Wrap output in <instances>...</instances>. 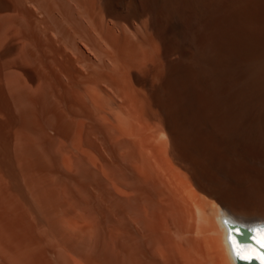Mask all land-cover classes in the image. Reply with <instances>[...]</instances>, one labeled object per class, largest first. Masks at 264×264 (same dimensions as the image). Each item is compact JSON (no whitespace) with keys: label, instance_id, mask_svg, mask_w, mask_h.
<instances>
[{"label":"bare ground","instance_id":"1","mask_svg":"<svg viewBox=\"0 0 264 264\" xmlns=\"http://www.w3.org/2000/svg\"><path fill=\"white\" fill-rule=\"evenodd\" d=\"M8 156L46 218L67 168L96 249L0 190V264H238L219 216L264 222V0H0Z\"/></svg>","mask_w":264,"mask_h":264},{"label":"rangeland","instance_id":"2","mask_svg":"<svg viewBox=\"0 0 264 264\" xmlns=\"http://www.w3.org/2000/svg\"><path fill=\"white\" fill-rule=\"evenodd\" d=\"M3 159H4V163H3ZM13 159V160H12ZM0 160H2V161H0L1 162V164H0V190H1V193H2V195H3V199L5 200L6 199V201L7 202H9V203H12V204H14V205H19L18 206V208H19V210L21 211V214L23 215V217H25V218H28L29 220H33V222L35 223V225L36 226H38V227H36L37 228V231H38V233L39 234H42V235H44V233H45V235H47V238L48 239H50V241H52L53 242V244H54V242H57V240H59L60 241V234H62L61 233V231L60 230H67L66 232H64L62 235H67V232H68V234L70 235V236H72V235H77L78 237H84L83 239H85V241L83 240V241H81L82 243H84V244H82L81 242L78 244L77 243V245L76 244H74V245H76V247H78V248H76L75 246H73V249H72V251H76V250H78L77 252L78 253H83V252H81L82 250H84V252L85 253H87V252H91L92 250H90L91 248L93 249V251H95L94 249H96L95 248V245L93 244V243H90V242H93V240H91V238H92V236H93V239H94V236L95 235H92V234H96V232H94L95 231V228H90L91 226H92V224L89 222V220L87 219V217H86V213H87V207H86V205H84V201H85V199H84V195H83V191L82 190H80V189H76V188H71V187H69L68 185H67V183H66V180H65V177H64V171L62 170L63 168H64V166L62 167V169L60 170H58L59 172H58V176H59V183H60V185H63V187L65 186V188L63 189V190H65V191H63V193L61 192V190L60 189H57L58 187H55V188H53V194H54V196H53V198L50 200V202L51 201H53L54 202V204H55V206H56V204L58 203V204H60L61 206H63L62 208H63V211L64 210H66V211H64V212H66V213H64L63 212V218L65 219V217H66V219L64 220L66 223H68V225H66V223H63V224H61L62 223V220H61V226H60V224L58 223L57 224V222L56 221H54V219L55 218H61L60 216L62 215H60L59 216V214L60 213H62L61 211H60V209H62L61 208V206L60 205H57L59 208L57 209L60 213H58V211H57V214H58V216H57V214L55 215V218L54 217H49L48 216V218H46L45 216H43L44 215V213L42 214V212H41V210L39 211V209L41 208H39V206L37 205V201L35 200V199H33V198H35V197H33V194H30L29 192H31V190L24 184V182H23V180H22V173L20 172V167L19 166H17L18 164H19V162H18V159L16 158V157H10V156H8V157H2V158H0ZM12 160V161H11ZM41 163H43V164H47L48 163V157H40L39 159H38ZM13 162V163H12ZM13 165H14V168H12L13 167ZM66 168V167H65ZM64 168V169H65ZM17 169V170H16ZM19 169V170H18ZM67 169V168H66ZM11 173V174H10ZM1 174L3 175V176H1ZM9 174V175H8ZM18 174V175H17ZM20 174V175H19ZM5 175V176H4ZM3 177V178H2ZM4 177L5 178H7V179H5L4 180ZM16 177V178H15ZM3 179V180H2ZM9 179V180H8ZM7 180H8V182H7ZM21 180V181H20ZM2 181V182H1ZM9 181H10V183H9ZM13 182V183H12ZM7 183L9 184V186L7 185ZM16 183V184H15ZM64 183V184H63ZM14 184V185H13ZM2 186H4V187H2ZM15 186V187H14ZM10 187V188H9ZM17 187V188H16ZM4 188V189H3ZM7 188V189H6ZM68 188V189H67ZM74 189V190H73ZM6 190V191H5ZM9 190V191H8ZM55 191V192H54ZM6 192V193H5ZM60 192V193H59ZM68 192V193H67ZM61 194L62 195V197L61 196H59V194ZM65 193H67V194H65ZM69 193H70V195H69ZM16 194V195H15ZM19 196V198H18V196ZM57 195H58V197L60 198H58L57 197ZM69 197H68V196ZM25 196V197H24ZM67 196V197H66ZM17 197V198H16ZM22 200H21V199ZM32 198V199H31ZM27 199V200H26ZM54 199V200H53ZM62 199V200H61ZM65 201H64V200ZM83 199V200H82ZM25 200V201H24ZM35 202H34V201ZM59 200V201H58ZM67 200L68 201H70V202H68V204H69V206L66 204L67 203ZM32 201V202H31ZM56 201V202H55ZM20 202V203H19ZM28 202H30V203H28ZM72 202V205L70 204ZM83 204V205H82ZM86 204V203H85ZM27 205V206H26ZM30 207H29V206ZM66 206H68V208L66 207ZM71 208V209H70ZM76 208H78V209H76ZM73 209V210H72ZM29 210V211H28ZM33 210V211H32ZM79 210V211H78ZM72 211V212H71ZM75 211V212H74ZM82 211V212H81ZM30 212V213H29ZM80 214H79V213ZM42 215H41V214ZM84 213V214H83ZM38 215V216H37ZM40 215H41V218H40ZM66 215V216H65ZM81 215V216H80ZM57 216V217H56ZM73 216V217H72ZM44 219H43V218ZM46 218V219H45ZM54 218V219H53ZM62 218V219H63ZM84 218V219H83ZM38 219V220H37ZM73 219V220H72ZM47 220V221H46ZM67 220V221H66ZM40 221V222H39ZM85 221V222H84ZM47 223H48V225H47ZM54 223V224H53ZM71 223V224H70ZM51 224V225H50ZM88 225V226H87ZM91 225V226H90ZM56 226V227H55ZM69 226V227H68ZM50 227V228H49ZM92 227H94V226H92ZM62 228V229H61ZM71 228V229H70ZM39 229V230H38ZM56 231H55V230ZM72 229H74V230H72ZM93 229V230H92ZM60 231V234H58L59 236H58V239H57V237H56V241H55V239L53 240V238H52V235L53 236H55V234H57V233H59V232H57V231ZM76 230V231H75ZM40 231V232H39ZM47 231V232H46ZM50 231V232H49ZM72 231V232H71ZM74 231V232H73ZM83 231V234L82 233H80V232H82ZM87 231H88V233H87ZM90 231V232H89ZM52 232H53V234H52ZM78 232V233H77ZM92 232V233H91ZM69 235H67V236H69ZM90 240H89V239ZM89 241V244H91V245H88V241ZM58 241V242H59ZM60 243V242H59ZM58 243V245L60 246V244ZM82 244V245H81ZM93 244V245H92ZM61 246H63V244H61ZM60 246V247H61ZM82 246H83V248H82ZM55 247H57L56 246V244H55ZM72 247V246H71ZM87 250V251H86ZM74 251V252H75ZM80 251V252H79ZM92 251V252H93ZM77 252H75V253H77ZM89 252V253H90Z\"/></svg>","mask_w":264,"mask_h":264},{"label":"snow or ice","instance_id":"3","mask_svg":"<svg viewBox=\"0 0 264 264\" xmlns=\"http://www.w3.org/2000/svg\"><path fill=\"white\" fill-rule=\"evenodd\" d=\"M219 219L222 226L226 229L225 239L231 255L240 261L255 259L259 264H264V222L254 226L241 224L240 227H237L238 220L224 211H221ZM243 228H247L250 239L255 242V246L251 243H242L237 238L244 235Z\"/></svg>","mask_w":264,"mask_h":264},{"label":"water","instance_id":"4","mask_svg":"<svg viewBox=\"0 0 264 264\" xmlns=\"http://www.w3.org/2000/svg\"><path fill=\"white\" fill-rule=\"evenodd\" d=\"M238 264H258L255 259L251 260V262H246V261H240L237 260Z\"/></svg>","mask_w":264,"mask_h":264}]
</instances>
